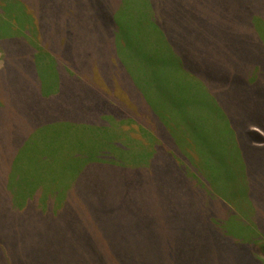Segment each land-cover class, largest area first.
Returning <instances> with one entry per match:
<instances>
[{
    "label": "trees",
    "instance_id": "16d2710c",
    "mask_svg": "<svg viewBox=\"0 0 264 264\" xmlns=\"http://www.w3.org/2000/svg\"><path fill=\"white\" fill-rule=\"evenodd\" d=\"M0 65V264H198L201 188L264 264V0H0Z\"/></svg>",
    "mask_w": 264,
    "mask_h": 264
},
{
    "label": "rangeland",
    "instance_id": "374dc122",
    "mask_svg": "<svg viewBox=\"0 0 264 264\" xmlns=\"http://www.w3.org/2000/svg\"><path fill=\"white\" fill-rule=\"evenodd\" d=\"M241 167L242 161L238 160L232 165L229 171H223L224 175H221L220 178L224 180V178L230 173L236 176L234 169L238 168L241 170ZM243 176L245 182L241 185L242 193L241 197L238 198V201L250 200V206L235 207L234 210L239 214H250L251 217L249 219L251 223L264 229V184H258V182L264 183V172L257 175L251 169H248L247 172L243 173ZM206 188L210 189V185L207 184ZM205 192V188L192 189V196L195 195L197 198V202L192 203L194 207L192 208V259H196L198 264H212V258H214L215 261L219 260L221 262L223 261L224 255L225 258L227 257V254L231 255L228 252L226 254L224 248L220 245L222 242L221 240H212V231L216 229L214 224L226 225L227 219H230V216L229 214H226L227 209L223 206L218 208V213L214 214L212 208H208L206 205L209 198ZM257 192L263 194H256ZM171 195L173 196L171 201L174 202L175 193H172ZM236 198L233 197V199ZM253 198L260 199L262 204L256 203L257 201H254L253 203L251 200ZM235 221L238 222L237 220ZM230 225L235 226L234 223H231ZM216 235L219 234L217 233ZM180 247L183 249L182 245Z\"/></svg>",
    "mask_w": 264,
    "mask_h": 264
}]
</instances>
